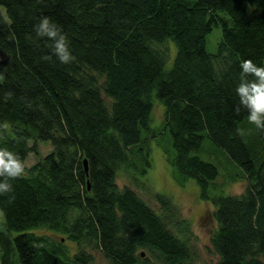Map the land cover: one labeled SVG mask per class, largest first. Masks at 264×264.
I'll use <instances>...</instances> for the list:
<instances>
[{"label": "trees", "instance_id": "trees-1", "mask_svg": "<svg viewBox=\"0 0 264 264\" xmlns=\"http://www.w3.org/2000/svg\"><path fill=\"white\" fill-rule=\"evenodd\" d=\"M44 16L67 36L72 63L43 59L52 41L34 25ZM217 24L212 53L205 39ZM169 40L176 51L165 68ZM0 52V148L25 162L36 141L51 145L0 195V264H82L92 259L83 244L110 264H194L191 245L173 230L187 232L188 222L142 179L157 135L153 98L164 105L171 146H161L174 180L194 179L213 205L211 264H264V131L248 129L244 108L234 111L240 63L264 66V0H0ZM204 136L237 165L230 179L245 178L243 192H210L218 166L197 153ZM119 169L158 210L117 185Z\"/></svg>", "mask_w": 264, "mask_h": 264}, {"label": "rangeland", "instance_id": "rangeland-1", "mask_svg": "<svg viewBox=\"0 0 264 264\" xmlns=\"http://www.w3.org/2000/svg\"><path fill=\"white\" fill-rule=\"evenodd\" d=\"M217 14L223 20L231 23V19L224 11L220 10ZM220 39L221 25H213L210 32L206 35V50L212 53L216 52L217 44ZM166 45L169 46V52L168 58L164 64L165 68L170 66L176 51L175 45L170 40L166 42ZM5 57L6 55L3 52H0V60ZM88 72L94 74L99 83L102 82V75H98L91 70ZM103 96L106 103H109V99L105 95ZM152 103L150 126L157 129V135L156 137H150L148 140L150 146L151 167L147 170L142 179L151 187V189L168 194L172 201L178 206L180 217L188 222L187 232H179L176 229L173 230L181 237H186L188 243L191 245L195 254L194 264H211L218 258V255L213 251L210 243V235L216 225L212 217L213 205L199 197V187L194 179L187 178L183 184H179L174 180L172 176V166L165 159L163 148L161 146V144H164L166 147L171 146L168 130L163 127L164 105L157 98H153ZM246 126L250 130L253 128V125L249 124L248 120H246ZM158 142H160V144ZM34 145L36 151H30L28 153L25 159L26 164L34 162L51 149L50 143L45 142L44 140L36 141ZM202 146L204 147V150L197 151V153L203 159L214 162L218 166V175L215 179L217 185L214 187L211 186L210 192L214 194H239L243 192L247 183L246 179L238 175H236L234 179H230L232 174L238 172L239 169L237 165L229 161L226 155L218 147H215L207 136H204ZM116 183L119 187H122L125 184L131 186L152 207L158 210L159 206L151 197L148 190L143 187L139 188L132 183L130 177L122 169L117 171ZM4 229V217H0V230ZM36 231H43L55 237L60 235L59 233L52 232L48 229H36ZM11 234L14 235L15 232H11ZM62 241H64L70 251H74L77 247L76 244L68 238L62 237ZM82 248L92 254V259L82 264H110L108 259L95 247L83 244ZM261 258H263L264 261V254L261 255Z\"/></svg>", "mask_w": 264, "mask_h": 264}, {"label": "clouds", "instance_id": "clouds-1", "mask_svg": "<svg viewBox=\"0 0 264 264\" xmlns=\"http://www.w3.org/2000/svg\"><path fill=\"white\" fill-rule=\"evenodd\" d=\"M34 32L38 38L52 41V55L43 59L51 60L52 56H55L62 64L74 61L67 36L60 26L47 16L41 17L34 25ZM239 81L235 88L239 105L234 111L238 114L240 108H244L247 111L248 123L254 125L257 130L264 131V66H258L251 59L243 60L240 63ZM238 134L244 135L245 132L241 129ZM28 167L17 153L0 148V195L11 193L13 185L10 181L26 177ZM4 216V211L0 209V217Z\"/></svg>", "mask_w": 264, "mask_h": 264}, {"label": "water", "instance_id": "water-1", "mask_svg": "<svg viewBox=\"0 0 264 264\" xmlns=\"http://www.w3.org/2000/svg\"><path fill=\"white\" fill-rule=\"evenodd\" d=\"M83 163L85 164V160L83 161ZM84 168L86 169V166ZM87 187H89L88 181H87Z\"/></svg>", "mask_w": 264, "mask_h": 264}]
</instances>
